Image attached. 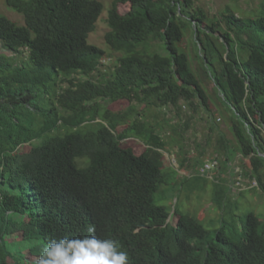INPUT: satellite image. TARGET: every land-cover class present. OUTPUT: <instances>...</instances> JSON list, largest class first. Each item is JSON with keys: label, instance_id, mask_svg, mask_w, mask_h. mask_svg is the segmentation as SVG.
<instances>
[{"label": "trees", "instance_id": "trees-1", "mask_svg": "<svg viewBox=\"0 0 264 264\" xmlns=\"http://www.w3.org/2000/svg\"><path fill=\"white\" fill-rule=\"evenodd\" d=\"M4 3L24 23L0 11V264H34L27 254L38 258L52 240L93 226L98 238L118 241L128 264H264V219L248 211L239 221L245 190L232 196L223 177L238 153L240 174L264 192V15L230 4L210 15L196 0H112L104 40L120 55L108 73L100 71L107 52L88 42L101 2ZM188 33L232 136L209 120L217 136L207 158L211 136L189 155L190 120L180 116L181 101L214 113L186 51ZM123 100V110L106 104ZM154 108L178 120L170 114L165 127L150 119ZM136 140L144 145L137 153ZM172 147L177 169L164 164ZM213 158L219 213L211 230L177 199L167 207L156 195L169 182L203 189L210 180L196 173ZM15 241L33 243L16 252Z\"/></svg>", "mask_w": 264, "mask_h": 264}, {"label": "rangeland", "instance_id": "rangeland-1", "mask_svg": "<svg viewBox=\"0 0 264 264\" xmlns=\"http://www.w3.org/2000/svg\"><path fill=\"white\" fill-rule=\"evenodd\" d=\"M103 5V11L101 15L99 16L98 20L95 23V30L91 32L88 36V42L91 44H94L102 49H104L107 52V57L103 60V63L100 67L101 72H110V70L113 69L114 63L116 58L120 55L118 52L112 51L108 45L105 43L104 35L109 30L108 25L106 23V17H107V10L110 7V4L112 0H98ZM261 3V4H260ZM226 4H230L234 10H236L238 13H244L246 16H258V15H264V0H196V5L203 8L205 11H207L210 15H214L218 13ZM127 9V6H120V10L122 12ZM0 11L8 16L10 19L14 20L18 24H23V17L22 15L16 13L15 11L8 8L4 0H0ZM185 47L186 51L189 53L191 63L197 72L202 85L204 89L206 90V93L210 99V102L213 106V115L208 116L204 113L203 109L200 108L196 112H194L192 109L184 107L185 105L181 101V120L189 119V129L186 134V141L188 144V150L189 155H193L196 157L198 155V151L195 148V143H206V139L208 136H211L210 144L207 143L205 145L206 153L205 157L207 156H215V152L213 151L216 133L211 132L209 129V123L208 121L211 120L212 122H216L218 125V130H221L226 134L228 139L232 140L231 133L228 129V120L226 118V115L223 111V106L220 104L216 92L212 86V83L203 73L200 64L195 57L194 54V47L192 45V39L190 38V34H187V38L185 41ZM26 55V54H25ZM21 56V57H25ZM94 79L99 78V73H93L91 75ZM108 107L112 110H120L124 109L128 102L125 100L123 101H117L112 103H106ZM165 114V116H163ZM172 115L175 120H178V116H175L174 110H165L163 109L160 111L159 109H152L150 115L151 120L153 121H159L163 122L164 118L169 117V115ZM168 115V116H166ZM202 117V119L200 118ZM165 125V123H164ZM165 127H167L165 125ZM168 131L165 129L166 136L168 135ZM127 142L131 143L133 139H127ZM136 144L133 145L134 151L140 152L143 150L144 145L136 140ZM30 148L29 144H24L21 147L22 151H27ZM170 152L165 154L164 164L166 167L172 166L173 168L177 169L176 163L173 161L174 159H177L176 149L174 147L170 148ZM205 158V159H206ZM203 162V161H202ZM245 160L241 158V156L238 153L233 154L232 159L229 164V168L233 170L232 175L230 176L229 170L227 172H224L223 177L225 179H228L226 182V185L230 186L231 192L230 194L232 196L238 195V192H241L242 190H245L244 193L237 197L239 201V207L236 209L239 221L240 219L244 218L246 216V213L248 211H252L255 213L259 219H264V192L259 189H253L255 186V181L251 179H247L246 177H243L241 172V165L244 164ZM204 162L200 165L202 166ZM179 172L182 174L184 169H180ZM236 174V175H235ZM237 175H240L243 179V184L241 186L235 187L234 181ZM209 180L206 184V186L203 189H199L201 187L200 182L196 184L198 187H186L185 189L179 191L176 189L175 186H172V184L169 182L168 184H165L162 186L161 191L162 193H158L156 195V201L158 204L165 205L167 207H171V205L175 202L177 199L180 203L182 211L184 213H192L195 215V217L198 220H201L203 224L208 227L209 229L213 230L214 225H217L216 220L214 221L213 218H216L219 211L214 207L212 200H211V192H212V182L211 180H214L213 173H210ZM225 183V182H224ZM225 185V186H226ZM200 190V191H199ZM175 220V218L173 219ZM33 242L32 241H15L13 244L14 250L22 251L24 250V247H29ZM27 258L29 260L36 259L37 257H34L30 254H27Z\"/></svg>", "mask_w": 264, "mask_h": 264}, {"label": "clouds", "instance_id": "clouds-1", "mask_svg": "<svg viewBox=\"0 0 264 264\" xmlns=\"http://www.w3.org/2000/svg\"><path fill=\"white\" fill-rule=\"evenodd\" d=\"M87 231L83 237L52 240L34 264H128L118 241L98 238L94 226Z\"/></svg>", "mask_w": 264, "mask_h": 264}, {"label": "built area", "instance_id": "built-area-1", "mask_svg": "<svg viewBox=\"0 0 264 264\" xmlns=\"http://www.w3.org/2000/svg\"><path fill=\"white\" fill-rule=\"evenodd\" d=\"M173 161L176 163V160L174 158H173ZM176 165H177V163H176ZM217 166H218V161L216 160V158L207 159L204 161V164L198 168V170H197L198 172L196 174L200 175L202 177L204 176V177H208V178L211 177L212 178V176H210V173ZM242 184H243V179L241 178L240 175H237L233 185L235 187H238V186H241Z\"/></svg>", "mask_w": 264, "mask_h": 264}]
</instances>
